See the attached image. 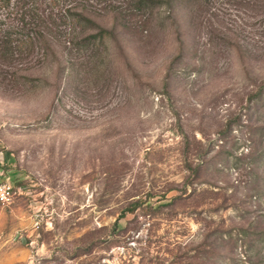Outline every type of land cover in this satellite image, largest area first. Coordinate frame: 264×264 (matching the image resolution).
<instances>
[{"label": "rangeland", "instance_id": "1", "mask_svg": "<svg viewBox=\"0 0 264 264\" xmlns=\"http://www.w3.org/2000/svg\"><path fill=\"white\" fill-rule=\"evenodd\" d=\"M90 2L114 35L0 60V264H264V0Z\"/></svg>", "mask_w": 264, "mask_h": 264}, {"label": "trees", "instance_id": "2", "mask_svg": "<svg viewBox=\"0 0 264 264\" xmlns=\"http://www.w3.org/2000/svg\"><path fill=\"white\" fill-rule=\"evenodd\" d=\"M49 3L43 5L38 0H15V7L20 15V23L27 27L25 40L13 38L10 29L5 30L0 26V60L16 59L20 54L23 44L32 45L33 52L35 47H40L42 54L49 47L64 43L66 48L72 51H80L82 48L90 49L97 40H103L108 35H114L112 29L102 27L94 20L95 9L92 8L90 0H48ZM104 7H110L115 11L122 12L126 3L136 1L139 7H145L150 0H102ZM12 0H0L2 7H9ZM95 25L97 31H92ZM94 26V27H95ZM95 29V28H94ZM84 36H80L82 32ZM41 40H45V46H39ZM29 46V45H27ZM0 63H3L0 61ZM141 200L135 201L132 206L134 209Z\"/></svg>", "mask_w": 264, "mask_h": 264}, {"label": "built area", "instance_id": "3", "mask_svg": "<svg viewBox=\"0 0 264 264\" xmlns=\"http://www.w3.org/2000/svg\"><path fill=\"white\" fill-rule=\"evenodd\" d=\"M19 193V186L13 181L0 177V210L13 202Z\"/></svg>", "mask_w": 264, "mask_h": 264}]
</instances>
